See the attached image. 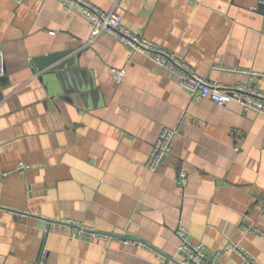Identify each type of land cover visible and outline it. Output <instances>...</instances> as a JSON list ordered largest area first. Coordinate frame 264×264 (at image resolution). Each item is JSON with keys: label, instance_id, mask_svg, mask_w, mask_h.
<instances>
[{"label": "crops", "instance_id": "0c3cea01", "mask_svg": "<svg viewBox=\"0 0 264 264\" xmlns=\"http://www.w3.org/2000/svg\"><path fill=\"white\" fill-rule=\"evenodd\" d=\"M91 1L116 7L127 27L209 80H247L218 65L251 70L264 91L260 0ZM90 35L87 20L59 0H0V261L37 264L45 247L46 264H160L158 254H177L181 222L209 254L237 244L264 264V114L192 98L147 53L131 54L106 33L89 44ZM65 50L61 64L33 70L32 58ZM163 126L179 134L151 172L145 162ZM46 219L152 247L54 224L48 232ZM225 254L224 264H248Z\"/></svg>", "mask_w": 264, "mask_h": 264}, {"label": "built area", "instance_id": "2783aa9c", "mask_svg": "<svg viewBox=\"0 0 264 264\" xmlns=\"http://www.w3.org/2000/svg\"><path fill=\"white\" fill-rule=\"evenodd\" d=\"M25 0H15L20 4ZM68 11L76 12L83 16L90 27L91 35L88 43L94 42L100 35L110 34L123 44H125L129 53L135 52L147 53L150 59L157 65L168 71L176 81L185 88L192 98L197 100L211 99L216 105L224 107L229 103L235 102L242 106L244 111H257L264 114V91L258 90L254 85V79L261 74L251 70H241L238 68H227L224 66H215L216 69L229 72H239L247 76L245 82H240L230 86H223L218 82L209 80L200 75L183 57L177 52L171 51L157 42L133 31L123 22V16L116 7L110 10H104L91 0H59ZM264 6V0H260ZM114 74L118 80H122L126 72L124 69L115 68ZM4 75V58L0 49V76ZM179 130L176 127L163 126L157 139L152 144L151 150L147 156L145 165L151 172H156L163 164L165 158L172 154L176 137ZM239 147H236L238 150ZM29 165L22 164L18 167L21 172L29 169ZM177 183L185 187L188 183V172L181 168L177 174ZM62 227L73 235L115 238L123 242H132L138 247H146L142 242L122 240L117 237L99 233L93 228L85 225L64 220L63 223H51L52 225ZM252 230L251 227H248ZM48 231V230H47ZM176 235L180 243L177 254L173 257L158 254L160 264H224L226 250L235 251L245 259L248 264H256V260L248 252L237 244H228L225 250H217L209 254L205 244L194 242L189 237V231L185 224L179 223L176 228ZM47 252L45 247L37 264H46ZM0 264H3L0 261Z\"/></svg>", "mask_w": 264, "mask_h": 264}, {"label": "water", "instance_id": "95a60500", "mask_svg": "<svg viewBox=\"0 0 264 264\" xmlns=\"http://www.w3.org/2000/svg\"><path fill=\"white\" fill-rule=\"evenodd\" d=\"M71 52H72V50H65L62 52H55V53H50V54H46V55L36 56V57L31 59V65L33 67V70H35V71L36 70L37 71L42 70L43 71L48 67H55V65L61 64L58 61H60L63 57L69 55ZM46 221L48 222V226H47L48 232L51 229V223H63V221H60V220L46 219ZM97 232H99V231H97ZM99 233H101V232H99ZM105 234L117 237V238L122 239V240L139 241V242H142L143 244H145L149 247H152V246H150V244H148L147 242H145L144 240H141L139 238L122 236V235L112 234V233H105Z\"/></svg>", "mask_w": 264, "mask_h": 264}, {"label": "rangeland", "instance_id": "374dc122", "mask_svg": "<svg viewBox=\"0 0 264 264\" xmlns=\"http://www.w3.org/2000/svg\"><path fill=\"white\" fill-rule=\"evenodd\" d=\"M88 227V226H87Z\"/></svg>", "mask_w": 264, "mask_h": 264}]
</instances>
